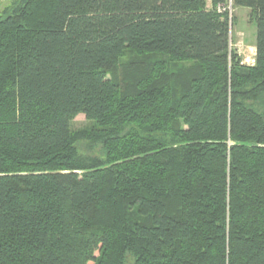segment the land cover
Segmentation results:
<instances>
[{
    "label": "trees",
    "instance_id": "1",
    "mask_svg": "<svg viewBox=\"0 0 264 264\" xmlns=\"http://www.w3.org/2000/svg\"><path fill=\"white\" fill-rule=\"evenodd\" d=\"M227 1L0 14V264H264V0L252 66Z\"/></svg>",
    "mask_w": 264,
    "mask_h": 264
},
{
    "label": "rangeland",
    "instance_id": "2",
    "mask_svg": "<svg viewBox=\"0 0 264 264\" xmlns=\"http://www.w3.org/2000/svg\"><path fill=\"white\" fill-rule=\"evenodd\" d=\"M17 0H0V14L9 10L15 6ZM222 12H227L229 15V47L232 55L239 58L241 66H252L254 64L255 58V23L252 17V12L246 8H239L229 5V1L225 7L220 5ZM210 9V7H208ZM217 12V10H216ZM130 52H125V54L120 58L119 63L112 73L114 76L121 77L122 67L130 59L134 58ZM170 66H173L170 64ZM187 66V64H177L175 67H171V70L177 71L181 67ZM110 74H108L109 77ZM91 124L85 119L81 114L77 115L71 122L70 128L72 132L77 133L80 130L89 128ZM98 150V148H97Z\"/></svg>",
    "mask_w": 264,
    "mask_h": 264
},
{
    "label": "built area",
    "instance_id": "3",
    "mask_svg": "<svg viewBox=\"0 0 264 264\" xmlns=\"http://www.w3.org/2000/svg\"><path fill=\"white\" fill-rule=\"evenodd\" d=\"M228 1H229V5H230L231 0H228ZM220 7L221 6H217L216 7V10H217L218 13H221L223 11V10L220 9Z\"/></svg>",
    "mask_w": 264,
    "mask_h": 264
}]
</instances>
